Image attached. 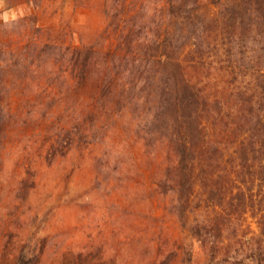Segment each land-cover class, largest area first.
<instances>
[{
	"label": "rangeland",
	"instance_id": "374dc122",
	"mask_svg": "<svg viewBox=\"0 0 264 264\" xmlns=\"http://www.w3.org/2000/svg\"><path fill=\"white\" fill-rule=\"evenodd\" d=\"M161 1L0 0V264H177L183 237L203 264L156 188L166 145L144 129L143 103L94 92L104 66L74 85L58 51L37 47L121 51L126 4L151 35Z\"/></svg>",
	"mask_w": 264,
	"mask_h": 264
},
{
	"label": "trees",
	"instance_id": "16d2710c",
	"mask_svg": "<svg viewBox=\"0 0 264 264\" xmlns=\"http://www.w3.org/2000/svg\"><path fill=\"white\" fill-rule=\"evenodd\" d=\"M161 3L151 35L126 4L115 25L121 51L50 43L38 51H58L78 86L104 66L89 81L94 92L143 103L144 129L166 145L156 188L199 242L203 264H264V0ZM179 241L177 264H194L191 243Z\"/></svg>",
	"mask_w": 264,
	"mask_h": 264
}]
</instances>
